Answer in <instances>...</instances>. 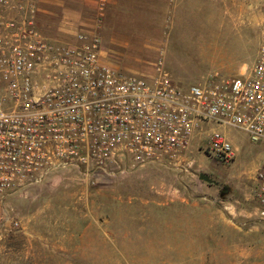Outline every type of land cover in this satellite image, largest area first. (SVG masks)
<instances>
[{"label":"rangeland","instance_id":"rangeland-1","mask_svg":"<svg viewBox=\"0 0 264 264\" xmlns=\"http://www.w3.org/2000/svg\"><path fill=\"white\" fill-rule=\"evenodd\" d=\"M4 1L0 32L13 18L32 17L41 34L67 41L100 19L102 55L114 70L160 68L182 86L234 78L250 66L264 8V0L251 9L252 0H190L167 12L151 0L122 7L109 0L99 18L97 0ZM11 3L33 8L16 12ZM211 131L236 148L231 164L204 152ZM261 154L238 130L201 125L185 149V171L147 164L91 180L52 173L7 197L0 264H264V224L248 218L246 201Z\"/></svg>","mask_w":264,"mask_h":264},{"label":"built area","instance_id":"built-area-1","mask_svg":"<svg viewBox=\"0 0 264 264\" xmlns=\"http://www.w3.org/2000/svg\"><path fill=\"white\" fill-rule=\"evenodd\" d=\"M108 3L97 0L99 18ZM99 24L67 41L41 34L32 17L13 18L0 32V222L8 219L7 197L55 172L91 180L147 164L185 171L193 134L214 125L261 149L246 201L248 218L264 224V8L254 62L237 77L202 85L182 86L160 68L114 70L102 55ZM204 152L222 164L236 158L221 131H211Z\"/></svg>","mask_w":264,"mask_h":264},{"label":"crops","instance_id":"crops-1","mask_svg":"<svg viewBox=\"0 0 264 264\" xmlns=\"http://www.w3.org/2000/svg\"><path fill=\"white\" fill-rule=\"evenodd\" d=\"M110 1L113 4L117 5V6L119 5V7L120 6L122 7V5L125 3V0H110ZM134 1L137 2V6L138 5H141V6H148L149 5V0H134ZM189 1L190 0H151V2H153L154 4H158V5L163 6V8L166 9L165 11H167V12H174V11H176V9L179 7V4H177L178 2H182L181 4H183V6H184L185 4H188ZM256 3L258 4V0H252L250 2L249 6H248V9L253 8V6ZM59 4L61 6V8H60L61 12H66V10L68 11V8L65 7V5H64L63 2H61ZM11 6L16 7L17 5H15V4L13 5L11 3ZM63 25H66L67 26L69 24H64L63 23ZM67 29H69V28L67 27ZM192 141H195V133L193 134ZM85 236H86V233H83L82 235H80V237H85Z\"/></svg>","mask_w":264,"mask_h":264},{"label":"water","instance_id":"water-1","mask_svg":"<svg viewBox=\"0 0 264 264\" xmlns=\"http://www.w3.org/2000/svg\"><path fill=\"white\" fill-rule=\"evenodd\" d=\"M198 177H199V180L204 181L208 184H215V181L209 178L206 174L200 173Z\"/></svg>","mask_w":264,"mask_h":264}]
</instances>
